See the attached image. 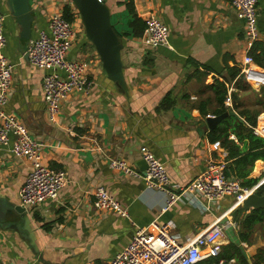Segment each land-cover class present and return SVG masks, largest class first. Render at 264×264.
<instances>
[{
	"label": "crops",
	"instance_id": "1",
	"mask_svg": "<svg viewBox=\"0 0 264 264\" xmlns=\"http://www.w3.org/2000/svg\"><path fill=\"white\" fill-rule=\"evenodd\" d=\"M5 1L0 0L6 40L2 53L12 65V82L3 110L19 118L28 134L41 143L42 164L63 170L67 181L56 199L22 214L12 211L0 223V264H105L139 229L168 224L173 237L184 243L225 218L221 245L238 244L251 264L257 250L264 247V237L258 230L250 244L239 240L231 198L208 206L202 198L192 201L181 195L165 207L163 192L147 189L142 179L109 166L111 159H122L142 173L141 152L147 149L165 166L169 183L184 187L209 161L227 163V151L220 143L214 146L219 141L211 140L217 125L209 129L206 123V117L216 115L220 107L214 86L223 83L226 97L236 93L244 107L253 108L256 102L243 98L247 90L236 88L238 76L230 77L254 47L247 49L244 22L230 0H101L109 10V24L120 47L122 85L104 72L80 22L78 27L83 30L67 57L89 62L94 86L88 94L68 95L56 123L47 120L41 90L43 76L52 70L31 65L26 48L29 40L47 28L52 14H63L64 7L71 8L72 3L28 0L33 20L29 38L23 40L21 27L6 10ZM129 9L143 25L147 14L158 17L168 27V44L154 49L146 46L141 39L144 28L137 34L130 26ZM257 11L258 40L253 45L261 53L264 0H258ZM260 60L263 63L264 56ZM249 69L252 75L264 73V67L253 59ZM251 77L245 79L254 90L248 89L260 96L264 81ZM223 105L230 110L233 99L230 106L225 100ZM262 116L264 111L256 118L254 133L264 137V122L259 125ZM229 138L235 140L233 135ZM29 170L27 161L13 157L11 144L0 147L1 202L20 206L18 193ZM250 177L259 178V185L264 182L261 160L254 162ZM99 186L119 203L123 216L94 208L92 193ZM207 251L202 248V253ZM209 257L214 256L200 261Z\"/></svg>",
	"mask_w": 264,
	"mask_h": 264
},
{
	"label": "built area",
	"instance_id": "2",
	"mask_svg": "<svg viewBox=\"0 0 264 264\" xmlns=\"http://www.w3.org/2000/svg\"><path fill=\"white\" fill-rule=\"evenodd\" d=\"M231 6L244 22V37L247 49H251L258 40L257 3L258 0H230ZM72 21L66 20L62 13L56 12L49 17L47 28L40 30L37 37L28 41L26 58L28 62L42 69H51L43 76L41 90L46 107L47 120L56 123L61 105L73 92L88 94L94 86L89 77V62L68 59L67 54L78 33L83 30L76 22L79 13L71 5ZM4 16L0 11V147L11 144V153L16 159H23L30 165L24 184L19 190L20 206L25 209L34 207L47 200L58 197L67 178L61 169H54L42 164V145L26 131L19 118L4 112L12 82V65L2 51L6 45L3 34ZM142 42L154 49L168 44V27L151 13L144 16ZM251 56L243 57L240 74L250 79L252 71L249 64ZM226 105H231L230 94L225 98ZM12 137V141L11 140ZM219 142L214 146L218 147ZM145 169L141 173L122 159H111V169L124 175L140 178L147 189H154L165 194V207L173 204L181 195L192 201L202 198L208 206L218 203L226 197L232 199L233 206H241L243 200L259 186H241L236 179L226 176L225 165L209 161L203 171L184 187H175L169 183L165 166L147 149L141 152ZM93 206L99 211H111L124 215L119 203L107 191L99 186L94 189ZM170 225H151L149 229L137 230L122 251L114 255L105 264H196L202 258L216 256L220 252L224 237L225 224L213 223L192 239L178 242L170 232ZM208 251L202 253V248Z\"/></svg>",
	"mask_w": 264,
	"mask_h": 264
},
{
	"label": "trees",
	"instance_id": "3",
	"mask_svg": "<svg viewBox=\"0 0 264 264\" xmlns=\"http://www.w3.org/2000/svg\"><path fill=\"white\" fill-rule=\"evenodd\" d=\"M130 26L133 31L139 34L144 28L143 22L136 16V14L129 9ZM63 17L72 21L70 8L68 6L63 9ZM250 53L254 63L260 67H264V62H261L264 52L257 53L255 45ZM238 76L236 81V88L241 90H248L246 79L240 74L238 68L232 75L231 79ZM252 81L256 80L254 77ZM259 82V81H258ZM214 89L217 93V100L220 107L215 111L216 115H220L229 108L224 107L223 102L226 98V87L223 83L215 84ZM233 106L230 110L235 111L238 118L233 116H226L211 132V140L219 141L220 145L227 151V163L225 164V171L228 170L230 175L238 180L241 186L250 188L259 182V178H252L250 174L253 170V164L256 160H261L264 163V137L258 136L254 133L256 126V118L261 111H264V91L260 92V99H256L253 108L244 107L242 103H238L236 93H232ZM204 113V111H201ZM241 119V120H240ZM264 122V116L260 118L259 125ZM233 135L234 139L229 136ZM255 194L259 196L264 195V182L260 184ZM232 219L238 231L239 240L243 243L250 244L252 237L256 231H260L264 237V208L244 210L241 206L232 211ZM230 260H234L235 264H249L246 255L242 248L236 244L229 242L226 245H221L220 252L214 256L198 261L196 264H227ZM251 264H264V247L259 248L251 260Z\"/></svg>",
	"mask_w": 264,
	"mask_h": 264
},
{
	"label": "water",
	"instance_id": "4",
	"mask_svg": "<svg viewBox=\"0 0 264 264\" xmlns=\"http://www.w3.org/2000/svg\"><path fill=\"white\" fill-rule=\"evenodd\" d=\"M72 5L79 13L86 40L94 47L108 77L117 85H122L121 63L119 58L120 47L118 39L109 24V10L101 0H70ZM6 10L12 15L21 27L20 37L27 40L31 31V14L28 0H6ZM264 76V73H255ZM226 116L238 118V115L227 110L220 115L207 116L206 123L209 129L219 124ZM241 120V119H240ZM226 176L231 180L228 170ZM241 207L244 210L264 208V195L259 196L255 192L250 193L242 202ZM12 211L22 214L25 208L22 206H9L0 201V223L12 216ZM232 216V214H231ZM227 222L225 218L221 224Z\"/></svg>",
	"mask_w": 264,
	"mask_h": 264
},
{
	"label": "rangeland",
	"instance_id": "5",
	"mask_svg": "<svg viewBox=\"0 0 264 264\" xmlns=\"http://www.w3.org/2000/svg\"><path fill=\"white\" fill-rule=\"evenodd\" d=\"M76 22H78V23H80L81 21H80V18H76ZM79 35V34H78ZM264 87V86H263ZM263 87H262V89H263ZM249 88L250 89H252V90H254L252 87H250L249 86ZM262 89L260 90L261 92H262ZM246 97V99L249 101V102H255L256 101V99H260V96H259V93L258 92H252L251 90H247V92H246V94H245V96L243 97V98H245ZM246 101V100H245ZM237 207H239V206H237ZM236 207V208H237ZM225 232V231H224Z\"/></svg>",
	"mask_w": 264,
	"mask_h": 264
},
{
	"label": "bare ground",
	"instance_id": "6",
	"mask_svg": "<svg viewBox=\"0 0 264 264\" xmlns=\"http://www.w3.org/2000/svg\"><path fill=\"white\" fill-rule=\"evenodd\" d=\"M252 77H254L257 81L259 82H262L264 81V76L263 75H260V74H255V75H252ZM251 77V78H252Z\"/></svg>",
	"mask_w": 264,
	"mask_h": 264
}]
</instances>
